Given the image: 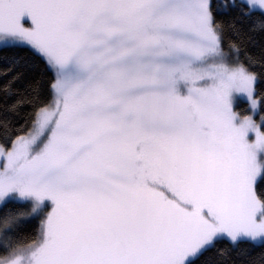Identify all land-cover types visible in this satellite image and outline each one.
Returning <instances> with one entry per match:
<instances>
[{"label":"snow or ice","instance_id":"1","mask_svg":"<svg viewBox=\"0 0 264 264\" xmlns=\"http://www.w3.org/2000/svg\"><path fill=\"white\" fill-rule=\"evenodd\" d=\"M0 61V264H264V0H0Z\"/></svg>","mask_w":264,"mask_h":264},{"label":"trees","instance_id":"2","mask_svg":"<svg viewBox=\"0 0 264 264\" xmlns=\"http://www.w3.org/2000/svg\"><path fill=\"white\" fill-rule=\"evenodd\" d=\"M260 38L261 37L258 35V39ZM250 50L256 51L257 49L252 48ZM240 55H243V53L241 52ZM0 63H2V61H0ZM236 109L243 114L248 113V106L245 101H238L236 103ZM28 211L29 204L21 199L10 198L0 204V221H2V219L9 214L17 218V222L7 230H5L2 227V224H0V240H4L5 237H8L11 242L15 243L25 241L31 236L33 230L38 224V216L36 215L32 219L26 221H19L18 218V216ZM3 254V249H0V255Z\"/></svg>","mask_w":264,"mask_h":264},{"label":"rangeland","instance_id":"3","mask_svg":"<svg viewBox=\"0 0 264 264\" xmlns=\"http://www.w3.org/2000/svg\"><path fill=\"white\" fill-rule=\"evenodd\" d=\"M238 101H245V102L247 103V106L249 107V104H248V101H247L246 96L238 94V95H236V97H235V99H234V107H235V109H236V103H237ZM236 110H237V109H236ZM237 111H238V110H237ZM247 114H249V113H247ZM257 119H258V116H257ZM10 198L21 199V198L16 197V196H9V197L6 198L5 200L10 199ZM5 200H4V201H5ZM21 200H24V201H26V202L29 204V211L26 212V213L21 214L20 216H18L19 221H26V220H29V219H32L33 217H35L36 215H29L30 208H31V203H30V201L25 200V199H21ZM2 202H3V201H0V204H1Z\"/></svg>","mask_w":264,"mask_h":264}]
</instances>
